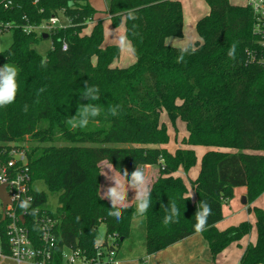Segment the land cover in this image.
<instances>
[{
    "label": "trees",
    "instance_id": "16d2710c",
    "mask_svg": "<svg viewBox=\"0 0 264 264\" xmlns=\"http://www.w3.org/2000/svg\"><path fill=\"white\" fill-rule=\"evenodd\" d=\"M204 1L209 14L196 24L201 44L186 47L183 60L177 62L182 49L166 46L165 40L183 33L178 0H109L111 23L117 27L124 20L125 38L135 57L133 65L119 69L111 66L119 58V48L103 47L100 23L90 34H82L96 13L88 0H0V29L13 26L12 44L0 52V67L8 63L18 70L16 99L0 107V160L7 159L10 149H23L31 183L42 181L58 202L52 212L46 208L47 195L31 191L25 226L32 241L38 238L36 212L55 221L58 252L65 247L93 256L100 225L105 227L104 240L116 238L117 251L131 238L136 208L121 207L120 221L108 215L111 204L98 193L102 162L125 181L136 167L157 169L149 208L139 216L144 230L140 246L147 256L197 234L195 215L201 202L212 210L199 233L213 259L249 235L248 222L223 231L216 225L235 189L245 188L247 204L264 195V65L258 62L263 50L252 33L249 8L232 6L228 0ZM59 16L67 24L47 33L52 45L44 56L33 48L45 33L15 29ZM86 83L94 88L91 94L99 95L98 101L83 98ZM89 103L101 108L100 115L90 118L86 127H73L78 110ZM116 106L118 114L113 116L110 108ZM162 112L172 122L180 119L185 124L183 144L210 149L201 158L197 178L189 183L194 200L173 175L193 167L195 154L190 149L170 154L162 148L168 142L159 122ZM29 137L49 146L26 150L23 142ZM56 142L65 145L54 146ZM173 205L179 215L165 226ZM247 211L255 215L257 238L245 248L240 264H264V213L258 208ZM0 244L7 255L3 222Z\"/></svg>",
    "mask_w": 264,
    "mask_h": 264
},
{
    "label": "rangeland",
    "instance_id": "374dc122",
    "mask_svg": "<svg viewBox=\"0 0 264 264\" xmlns=\"http://www.w3.org/2000/svg\"><path fill=\"white\" fill-rule=\"evenodd\" d=\"M108 1L109 0H88V4L96 11L92 21L95 23H100L102 26L103 38L105 43L104 46L105 45L117 46L119 48V58L113 62V65L118 68H128L134 64L135 57L132 53L131 45L127 40L126 41L128 43L123 48L121 47L120 44V38L121 37L125 38L124 20L121 19V23L117 27H113L106 9ZM180 2L184 13V19H183L184 28H183L182 36L179 38L177 37L174 38H177L178 41L182 43L193 44L196 40L199 39L196 32V23L194 22L195 18L197 17V15L202 14V12L205 9H207L208 12V6L204 0H180ZM228 2L238 7L246 6V0H228ZM204 15H206V12L201 17H204ZM60 22L61 25H63L62 23H65L62 18H60ZM90 30L88 29L87 31L90 32ZM185 40L188 41L185 42ZM12 41H13L12 32L8 31L0 35V52L7 50L9 46L12 44ZM51 45H52L51 40L46 39V40H42L33 49L39 55L44 56L46 52L50 50ZM159 122L161 125L165 127L166 133L168 135V142L164 146V149L168 153L174 154L178 149L189 147L188 145L183 144V141L187 139V131L185 124L180 119H176L175 121L172 122L168 118L167 114L165 112H162L159 117ZM23 145L26 150H29L30 148H33L35 146H42V147L49 146V144H39L36 141H34L31 137L26 138L23 142ZM53 145L63 146L65 144L62 142H56ZM190 150H193L195 154L196 157L195 164L186 173H184L185 175L182 177V180L185 183L187 189V195L189 194V197H191V188L189 185L190 180L197 177L200 169L201 158L204 155V153L210 151V149L202 146H194ZM99 168H100V181L98 187L99 196L110 203V200L107 196L108 189L110 186H114L115 180H120L121 183L124 185L125 190L127 191V198H126L127 205L136 208V204L133 200L135 192L131 191V189L133 188L130 186V184L127 183V181L123 180L113 169H111V167L107 163H103L102 165H99ZM141 170L148 178L149 183L147 187L150 190L152 184L157 179V173L153 172L151 174V172L146 171L145 168L144 170L143 169ZM243 189L244 188L235 191V195L233 192V198L230 200V201L234 200V203L232 205H229L230 201L226 205H223V219L218 223V230L222 231L229 227L237 226L242 222H248L251 226L250 233L248 236L244 237L240 241L231 243L229 246L225 248L223 252L217 255L214 259L207 253L206 256H208V259H206V261L208 260L212 264H240V259L242 257L245 248L249 244L254 245L256 242L257 232L255 226V215L252 211L248 212L247 208L248 207L258 208L262 210L264 213V195L259 196L251 204H247L246 206H244L242 205V199L245 196L240 195V192L241 191L243 192ZM31 190L36 193H40V192L45 193L47 195L46 208H48L52 212L56 211L58 207L57 195L49 193L47 191L45 184L42 181H34L31 184ZM228 206L230 208H228ZM139 216L140 215H138L132 221L131 238L126 239L124 242H122L121 246L118 249L120 255H123L124 257H126L125 255H127V257H130V259L133 260L138 259L137 258L138 254L142 252V248L140 246L141 244L140 238L144 235V230H143V219L140 218ZM104 235H105V227L103 225H100L98 229V242L104 240ZM190 246L197 247L195 243L190 244ZM142 255L146 257L144 252L142 253ZM4 264H15V263L6 262Z\"/></svg>",
    "mask_w": 264,
    "mask_h": 264
},
{
    "label": "built area",
    "instance_id": "2783aa9c",
    "mask_svg": "<svg viewBox=\"0 0 264 264\" xmlns=\"http://www.w3.org/2000/svg\"><path fill=\"white\" fill-rule=\"evenodd\" d=\"M38 0H34V3ZM8 2L3 7L7 9ZM250 9L253 24L252 33L260 40V47L263 50L259 64L264 65V0H246V6ZM22 21L26 22L23 17ZM61 25L60 16L51 17L47 23L39 26L25 24L15 29H20L24 34L36 33L47 34L56 28H64ZM11 24L1 25L0 35L11 31ZM62 49L66 45L62 44ZM7 159L0 160V186L5 187L10 205L3 210L0 202V223H5V235L8 254L2 251L0 244V260H10L15 264H50L58 259L61 264H120L116 245V238L109 237L107 240L96 242L94 245V255L91 256L80 249H70L63 247L60 252L57 250V241L54 234L55 221L45 213L37 214L33 222L38 228V238L32 241L30 232L25 226V216L30 213L32 203L31 178L27 168V160L23 149H10ZM26 205V207H22ZM4 215V220L2 216ZM20 217L24 223L20 222Z\"/></svg>",
    "mask_w": 264,
    "mask_h": 264
},
{
    "label": "clouds",
    "instance_id": "9594fccd",
    "mask_svg": "<svg viewBox=\"0 0 264 264\" xmlns=\"http://www.w3.org/2000/svg\"><path fill=\"white\" fill-rule=\"evenodd\" d=\"M130 18H134L132 13H129ZM128 42L124 37L120 38V44L123 48ZM187 51V49H182V54L178 57L177 62H181L183 60V52ZM235 53V45H233L228 55L230 57L234 56ZM17 75L18 70L15 66L6 63L3 67H0V107H5L9 104H12L18 92V83H17ZM86 93L83 95L84 99H90L91 101H98L100 99L98 94H91L94 88H91L85 85ZM98 92L95 89V93ZM111 107L110 112L113 116L117 115V108ZM25 111H27V106H25ZM101 113V108L98 105L89 103L86 106H83L82 109L78 110L77 117H73V121H77L73 123V127L78 126L83 128L86 127L89 123L90 118H94L99 116ZM124 175L128 177L127 170H124ZM127 183L135 190L134 202L136 204V214L140 216H144L147 209L150 205V191L147 187L149 181L144 172L136 167L134 171L131 173L130 180H127ZM107 196L110 200V211L108 215L114 217L117 221H120L122 218L121 207L126 208L128 205L126 203L127 191L125 190L124 185L120 180L114 181V186H110L108 189ZM22 207H26V205H22ZM199 209L195 215L196 223L194 224V229L197 233L202 232L207 224V219L211 215V207L207 202H201ZM168 209H166V212ZM179 213L175 205L171 207L170 214L166 215L163 224L167 226L170 222H175L174 217H178Z\"/></svg>",
    "mask_w": 264,
    "mask_h": 264
},
{
    "label": "crops",
    "instance_id": "0c3cea01",
    "mask_svg": "<svg viewBox=\"0 0 264 264\" xmlns=\"http://www.w3.org/2000/svg\"><path fill=\"white\" fill-rule=\"evenodd\" d=\"M178 1L180 2V0H178ZM180 4H181V2H180ZM230 5H232V4H230ZM232 6H236V5H232ZM181 8H182V5H181ZM106 9H107V6H106ZM205 12H206V15H204V17L209 14V8H208V12H207V9H205L202 12V14L197 15V17L195 18V21H194L196 24H197V22L199 20L204 18V17H201V16ZM182 15H183V19H184L183 8H182ZM62 24L66 25L67 22L62 23ZM95 24L96 23L93 22V21L91 23H88L86 28L82 32V34L83 35L90 34V32H91V30H92V28H93V26ZM90 28H91V30H90ZM183 28H184V24H183ZM88 29L90 30V32L87 31ZM184 33H185V30H184ZM187 41L188 40H185V42H187ZM104 44L105 43L103 42V46H104ZM198 44H201V40L200 39L196 40L193 44L182 43V42L178 41L177 38H174V37H169V38H167L165 40V45L166 46H169V47H172V48H175V49H184V48H186L188 46L193 47V46H196ZM104 47H106V45ZM134 63H135V61H134ZM111 66L113 68H118V67H115L113 64ZM119 69H125V68H119ZM162 148H164V146ZM191 148L192 147L183 148V149H191ZM103 163H106V162H102L100 165H102ZM144 168H145L146 171L151 172V174L153 172L157 173V169L155 167L144 166V167H141L140 169L144 170ZM111 169H112V167H111ZM184 175H185L184 172L181 169H179L177 171V173H175L173 176L174 177H178V178H180L182 180V177ZM157 176H158V173H157ZM196 178H194V179H192L190 181H194ZM184 185H185V183H184ZM241 189L242 188L235 189L234 190V195H235V191H238V190H241ZM131 191L135 192L134 189H131ZM245 193H246V190L244 188L243 192L242 191L240 192V195L241 196H245ZM188 197H189V194H188ZM190 198L192 200H194V194H193L192 189H191V197ZM227 203H229V202H227ZM233 203H234V200L230 201L229 205H232ZM246 205H247V202H246V204L244 206H246ZM228 208H230V207L228 206ZM248 208L252 209L254 207H248ZM140 218H142V217H140ZM255 222H256V219H255ZM216 229L218 230V224L216 225ZM218 231H220V230H218ZM192 243H195L197 245V247L190 246V244H192ZM143 252L144 251L142 250V252L138 254V257H137L138 259L134 258L135 260H133V259H130V257H127V255H125L126 257H124L123 255H120V253L118 251V258L120 260V264H208V263L212 264L208 260L206 261V259H208V256H206L207 253L210 256H211V254L209 252V249H208L206 241L202 238V235L200 233H197V234L193 235L192 237H189V238H187V239H185V240H183V241H181L179 243H176L175 245H172V246H170V247H168V248H166V249H164L162 251H159V252L151 255L150 257L147 256V255H146V257L143 256L142 255ZM6 262H12V261H10V260L1 261L0 260V264H4Z\"/></svg>",
    "mask_w": 264,
    "mask_h": 264
},
{
    "label": "water",
    "instance_id": "95a60500",
    "mask_svg": "<svg viewBox=\"0 0 264 264\" xmlns=\"http://www.w3.org/2000/svg\"><path fill=\"white\" fill-rule=\"evenodd\" d=\"M47 37H48L47 34H43L42 35L43 40H46ZM0 202L2 203L3 210L5 209V207L7 205H10V202H9V199H8L7 194H6V191H5V187L4 186H0ZM242 204L243 205L246 204L245 197L242 199ZM2 220H4V215L2 216ZM20 222L21 223H24V219L22 217H20Z\"/></svg>",
    "mask_w": 264,
    "mask_h": 264
}]
</instances>
